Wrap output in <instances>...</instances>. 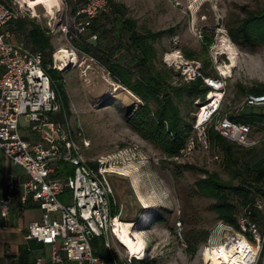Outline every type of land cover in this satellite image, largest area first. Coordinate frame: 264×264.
<instances>
[{
    "label": "rangeland",
    "instance_id": "374dc122",
    "mask_svg": "<svg viewBox=\"0 0 264 264\" xmlns=\"http://www.w3.org/2000/svg\"><path fill=\"white\" fill-rule=\"evenodd\" d=\"M3 1L16 6L27 23L35 20L50 33L52 30L54 54L62 50L68 52L69 56L60 62L54 54L52 56V64L68 65L60 70L65 71L70 113L61 112L59 119L67 122L71 129L81 125L84 138L89 142V147L83 149L86 160L104 162L119 219L130 222L135 229L148 220L140 232L149 264H222L212 251L222 246L218 243L225 225L210 210L214 201L194 192L195 183L203 177L200 170L217 172L223 180H229L218 152L210 145L208 152L197 149L187 158L170 160L128 126L127 113L138 107L139 100L115 83L104 66L91 60L84 51L77 50L74 42L56 26L61 23V17L71 25L70 3L58 0L60 9L53 10L52 15L38 6L35 15L26 0ZM111 3L122 17L136 22L137 32L167 31L154 46L159 59L174 74L182 77V68L186 65L200 70L206 66L211 77L225 82L218 116L233 115L244 105L248 95L264 93L249 91L264 89V45H238L228 32L242 23L248 11L264 9V0H111ZM10 26L13 27L8 24L7 28ZM108 32L106 50L114 59L126 55L123 45H117L116 31L112 28ZM120 32L124 35L126 29ZM105 41L104 38L96 45L103 47ZM186 52L196 59H187ZM222 67L227 68V76L221 75ZM174 82H178L177 76ZM202 103L196 101L189 106L182 101L179 106L184 120L193 123ZM247 110L248 107L243 109ZM254 110L264 112V108ZM27 124L22 116L19 120L22 135V128ZM250 141L254 144L244 147L236 158L244 180L249 179L250 171L264 161V130L251 127ZM186 165L198 170H188L184 168ZM231 182L238 184V180ZM69 195L67 192L62 201L65 202ZM232 203L235 213H241L240 200L233 199ZM109 237L116 256L130 257L118 240ZM262 259L264 250L259 252L256 264Z\"/></svg>",
    "mask_w": 264,
    "mask_h": 264
},
{
    "label": "built area",
    "instance_id": "2783aa9c",
    "mask_svg": "<svg viewBox=\"0 0 264 264\" xmlns=\"http://www.w3.org/2000/svg\"><path fill=\"white\" fill-rule=\"evenodd\" d=\"M74 1L77 7L71 25L63 22L62 17L61 23L56 25L65 35L69 30L75 36L89 33L95 20L111 11L109 0ZM18 16L16 6L0 0V157L21 168L25 174L20 178L11 171L5 173V192L0 198L2 228H7L16 200L22 206H28L32 201L43 215L40 221L27 226L25 238L51 246L54 263L62 261L56 248V243L60 242L69 261L107 264L104 258L95 254L91 243L94 238H102L114 264H131V255L116 256L110 244L109 236L117 240L112 225L119 217L111 216L113 195L108 170L103 161L96 160L98 165L95 168L84 157L83 149L89 147V142L84 138L81 125L71 129L67 122L57 119L61 107L44 68V53L21 39L11 41L13 33L6 27ZM89 34L92 41L98 39L96 33ZM52 67L61 69L57 63ZM182 77L186 82L201 78L211 91L198 108L193 135L174 159L187 158L197 149L208 152L211 145L207 135L209 127L241 147L254 144L250 141V125L233 121L228 115L218 116L224 98V81L203 76L193 65L182 68ZM211 94L216 96L210 97ZM246 107H264V94L248 95L238 111ZM22 116L28 123L22 128L23 135L19 132ZM61 163L72 166L73 173L57 175ZM67 192L70 195L63 202L59 197ZM258 212L264 213V197L256 198L252 204L243 207L241 213L235 214L238 229L224 224L222 239L218 243L226 247L239 238L246 240L255 250L252 262L247 260L248 264H256L259 252L264 250V219L257 218ZM43 262L44 258L39 256L31 264Z\"/></svg>",
    "mask_w": 264,
    "mask_h": 264
},
{
    "label": "trees",
    "instance_id": "16d2710c",
    "mask_svg": "<svg viewBox=\"0 0 264 264\" xmlns=\"http://www.w3.org/2000/svg\"><path fill=\"white\" fill-rule=\"evenodd\" d=\"M3 1V0H1ZM10 1V0H9ZM71 4V13L74 14L77 2L74 0H64ZM5 4L6 1H3ZM75 2V6L72 3ZM111 11L107 15H102L95 20L89 33H96L98 39L92 41L90 34L75 36L69 30L66 37H71V42L75 44L77 50L84 51L89 58L96 60L104 66L112 80L130 92L139 100L136 109L131 108L127 113L126 122L128 126L137 132L140 137L155 148H157L167 159L173 160L180 155L181 148L193 135V123L184 120L179 104L182 101L188 102L189 106L196 101L203 102L205 96L211 89L204 84L201 78L186 82L178 74H174L159 59L154 42L166 34L167 31H136V22L130 18H124L112 5L109 0ZM9 5V4H8ZM26 18L18 16L10 21L14 28L21 34V40L29 42L33 47L44 53V68L51 82V87L56 93L57 100L61 107V112L70 113L69 96L65 88L64 70L53 68L52 56L55 48L52 43L50 30L31 20L30 24ZM114 29L117 45L125 48L126 55L119 59H114L109 50H106L109 41L110 29ZM125 28L126 33L120 32ZM231 39L241 46L264 45V9L258 12L248 11L242 23L229 29ZM126 37V40H125ZM106 39L104 46L102 39ZM126 43V44H123ZM85 45V48L81 47ZM93 45V46H92ZM123 50V49H122ZM131 52V53H130ZM187 59L195 60L191 53H185ZM206 66L201 68V73L205 77H211ZM178 77V82L174 78ZM250 92H264V89H250ZM264 94V93H262ZM264 107H259V109ZM249 107L247 112L237 111L233 115H228L233 121L248 124L264 130V112L255 111ZM60 117L58 116L57 119ZM207 135L211 146L218 152L221 158L220 163L223 171L230 176L229 180H223L217 172L200 170L203 177L195 183V194L209 198L214 202L210 210L216 214L219 221L234 229H238L235 218V205L233 199L240 200L243 207L252 204L256 198L264 197V161H261L250 171L249 179L241 178V172L237 166V153L244 149L218 134L213 127H209ZM92 167L98 165L96 162L90 163ZM188 170H198L193 166H184ZM248 169H251L248 167ZM73 173V167L61 163L58 167L57 175H69ZM238 180V184L231 181ZM65 195V194H64ZM64 195L59 199L63 200ZM242 207V208H243ZM118 208L111 198V216L118 214ZM257 218L264 219V213L258 212ZM206 240V238H204ZM102 240L92 239V247L96 255L104 258L107 264H114L113 256L103 244ZM150 261L132 259L131 264H149ZM260 264H264V259Z\"/></svg>",
    "mask_w": 264,
    "mask_h": 264
},
{
    "label": "crops",
    "instance_id": "0c3cea01",
    "mask_svg": "<svg viewBox=\"0 0 264 264\" xmlns=\"http://www.w3.org/2000/svg\"><path fill=\"white\" fill-rule=\"evenodd\" d=\"M60 8V4L58 3ZM75 6V2L72 3ZM56 7V8H58ZM11 25V24H10ZM13 33L11 41L17 42L21 39V34L14 27H6ZM14 172L20 178H24V171L10 164L4 157H0V198L5 192L4 177L6 172ZM43 211L36 205L31 203L28 206H22L16 200L11 208L9 218L7 220V228L3 229V221L0 219V264H31L36 258L41 256L44 258L43 264H76L69 261L61 249V243H56L57 251L62 261L54 263L52 260V247L44 245L35 240H27L25 238L27 226L31 222H38L42 219Z\"/></svg>",
    "mask_w": 264,
    "mask_h": 264
},
{
    "label": "bare ground",
    "instance_id": "6f19581e",
    "mask_svg": "<svg viewBox=\"0 0 264 264\" xmlns=\"http://www.w3.org/2000/svg\"><path fill=\"white\" fill-rule=\"evenodd\" d=\"M25 3L35 15L36 8L38 6L44 7L48 15H52L53 10L60 9L58 7V0H36V2L26 0ZM68 56V52L62 50L56 55V60L57 62H60ZM67 66L68 65L59 63V67L61 69H64ZM220 70L221 75L227 76L228 71L226 67H222ZM212 96L216 95L211 94L210 97ZM147 221L148 220H144L140 227H138L137 229L132 228L133 225L130 222L121 221L119 218H115L112 225L117 240L124 246L127 253L130 254L132 257L138 258L139 260H144L147 258L146 244L140 232V229L145 226ZM212 252L215 254L216 257L218 256V259L222 264H248L249 262H247V260L252 262L255 250L247 244L246 240H244L243 238H239L237 241H233L230 246L224 247L222 245L218 248L215 247ZM216 263H219V261L217 260Z\"/></svg>",
    "mask_w": 264,
    "mask_h": 264
}]
</instances>
